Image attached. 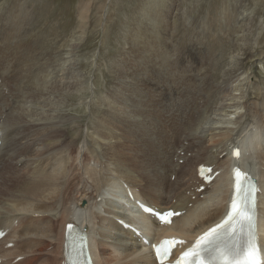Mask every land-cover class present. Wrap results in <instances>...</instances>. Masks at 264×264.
Returning <instances> with one entry per match:
<instances>
[{
	"label": "bare ground",
	"instance_id": "obj_1",
	"mask_svg": "<svg viewBox=\"0 0 264 264\" xmlns=\"http://www.w3.org/2000/svg\"><path fill=\"white\" fill-rule=\"evenodd\" d=\"M168 4V0H162V5L157 6L155 0H147L141 11L147 18H158L162 29L169 28L175 32L180 27L176 26L178 17L169 15L167 22L164 8H169ZM241 7L242 3L238 2L236 12L235 8L229 10L228 23H233L235 19L237 23L247 25L248 19L240 12ZM85 13L81 19L86 21ZM22 21L19 19L13 23L21 25ZM145 24V30L148 35L152 34V38L144 43L145 32L141 33V28H138L134 40L141 44L133 52L135 54L141 50L135 55L138 60L132 58L131 65L126 62L119 76V93L107 99L111 108L110 116L107 117L116 118L117 121L108 123L102 129L104 134L115 139L106 150V155L121 177L115 175L114 178L119 181V185L116 181L106 182V196L112 198L105 196L100 200L101 204L96 202L99 207L102 205L108 220L89 212L90 209L96 210L97 204L94 202V207H91L93 196L88 195V182L81 175V167L85 168L86 161L90 165L93 160L84 158L79 167L74 166L76 171H72V163L68 171L61 160L62 156L58 155L67 149L63 140L64 130L47 128L52 117L48 112L53 111L52 106L58 104L52 98L59 94L58 97L64 99L74 88L67 84L69 74L59 72L61 75L55 76L57 61L51 55L42 52L39 55L41 49L22 47L20 51L25 37L22 31L0 28L3 32L0 40L8 42L9 36L13 35L15 44L6 51L0 49V58L5 65L12 62L11 70L0 69V79H3V83L7 81L8 84L17 85V89H11L9 94L3 92L0 86V132L3 133L0 135V231L5 232V236L0 239V245L5 246V249L0 248V264H11V260L27 258L30 253L14 245L19 239L43 232L54 233L55 224L50 225L53 221L45 214L58 207L62 213L59 233L56 238L54 236L59 254V259L54 255L55 264H65L67 224L87 231L93 264H102L96 244L100 252L106 253L109 247L104 240L108 239L113 244L110 243L113 248L109 258L114 261L112 264H158L152 244L156 245L165 238L180 241L169 261L172 263L179 254L190 249L198 238L218 226L229 213L235 185L233 173L236 169L245 179L256 180L260 189L259 244L264 262V112L259 110L261 104L250 106L245 101L249 97L259 98V87L252 84L253 91L244 90V82L248 77L242 63L233 71H223L222 84L216 86L218 75H213L215 71H212L218 70L219 65L222 67L224 63L209 60L213 55L208 59L212 63L205 65L203 61L202 64L192 63L193 60L186 58L189 56L179 52L174 60V68L166 71L165 57L170 53L176 54L168 45L158 42L162 37L159 31L153 33L151 26ZM198 56L202 58L201 53ZM232 59L237 61L234 57ZM224 89L225 94L222 95ZM181 94V111L174 113L171 102L176 103L177 96ZM201 100H204L203 104ZM44 130L45 134H42ZM117 132L119 138L115 134ZM156 139L161 146L157 151L150 152L146 144L150 142V147L154 148ZM184 141L190 145L185 147ZM183 152L185 155L181 156ZM188 153H191L190 157ZM101 156L103 158L104 155ZM223 158H226L223 163L225 167L221 169ZM179 160H183L182 164H179ZM101 163L95 162L91 167H100L103 173L107 164L104 161ZM200 167L210 169L207 177H212V181L208 182L199 176ZM85 171L96 173V170L93 172L87 168L83 173ZM98 175L95 174V183L99 186L102 181ZM200 188L203 189L202 193L198 192ZM75 194L79 198H72ZM202 194L205 196L201 197ZM131 198L138 200L140 205L132 207ZM69 204H77L81 209L73 211L68 207ZM145 204L154 211L173 210L177 215L172 218L171 225H161L155 216L142 209ZM30 206L33 214L30 213L29 217L20 215V211ZM107 227L116 231L122 229L126 236L116 231L110 234L113 237L109 236V232L103 233ZM96 233L102 237L99 243ZM28 242L24 247L38 244L37 252L40 253L51 245L48 242ZM15 249L19 255L10 254Z\"/></svg>",
	"mask_w": 264,
	"mask_h": 264
},
{
	"label": "rangeland",
	"instance_id": "obj_2",
	"mask_svg": "<svg viewBox=\"0 0 264 264\" xmlns=\"http://www.w3.org/2000/svg\"><path fill=\"white\" fill-rule=\"evenodd\" d=\"M146 1L0 0V28H14L22 31V35L25 37L20 45V51H22V47L33 50L41 49L38 51L39 55L42 52V54L51 55L50 57L57 61L58 66L55 69V76L61 75L59 72H62L64 75L66 73L69 74L68 78L70 79L67 81V84L74 86V88L64 99L59 98V94L52 98L58 104L57 106H52L51 109L53 111L48 112L52 117L50 118L51 121L49 120L50 125L47 128L53 127L64 130L63 140L67 149L58 155L62 156L61 160L67 166L68 171L72 163V171H74L83 163L84 158H87L88 161L93 160L90 162V165L86 161L85 168L81 167V175L88 182V195L93 196L90 201L91 207H94L92 204L96 202L101 204L100 200L103 199L102 197L112 198L111 196H106L108 195V189L105 188V185L108 180L116 181L118 185L120 184L117 179L114 180L115 175L118 176L116 167L108 160V156L106 155V150L111 146V142L114 143L115 139L112 140L113 137L111 135L104 134L102 129L104 130V126L106 128L108 123L117 121L116 118L107 117L111 113L107 99L119 93V76L122 75L121 72L126 62H128V65H131L132 58L138 60L135 55L141 50L133 54L134 48L141 44V42H135L134 40V36L138 33V28H141V33L145 32V35H143L144 43H148L149 38H152V34L148 35L145 30L147 15H144L143 11H141ZM168 2L169 8H164L167 22L169 19L167 16H176L178 17L176 26L180 27L174 32L169 30V28L168 30H164L160 26L159 32L162 39H158V42L172 48L171 50L176 54L175 57H177L179 52L185 56H189L186 58L190 61L193 60L192 63L202 64L203 61L205 65L207 63L210 64L212 62H209L208 59L212 55L209 60L224 63L222 67L219 65L218 70L212 71V73L215 71L213 75H218V80L215 81L216 86H221L222 84L223 71H233L242 63L248 77L247 81L244 82V90L253 91L251 88L252 84H256L260 89H258L260 101H258L259 98L254 97H249L245 101H248L250 106L261 104L259 110L264 112V0H168ZM238 2H241L243 5L240 12L244 13L245 17H247V25L237 23L235 19L233 23L232 21L228 23L227 18L231 13L229 10H233V8H235L234 11L237 10ZM244 10L246 11L244 12ZM84 13L87 16L86 21L85 19H81ZM19 19H23V24L17 25L13 23ZM83 21L84 23H82ZM18 24L20 23L18 22ZM227 24L230 25L227 26ZM2 33L0 31V34ZM13 37V35L9 36L8 42L0 40V49L3 51L12 49L15 46L12 40ZM200 53L202 54V58L198 56ZM233 57L236 58V62L232 59ZM5 83L6 85H4ZM197 83L200 84L199 82ZM200 85H198V88L201 90ZM0 86H2L3 92L6 94L11 93V89H17L16 83L8 84L7 81L3 83V79H0ZM189 91L190 89L187 90V93ZM224 94L225 89L222 91V95ZM182 98V94L178 95L177 102H171L172 112L179 113L181 111ZM201 102L203 104L204 100H201ZM43 133L45 134V130L42 131ZM115 134L119 138V132ZM235 139L236 142L239 141L237 137ZM49 143L47 142V144ZM149 143L147 142L146 146L150 152L157 151L158 147L161 146L159 144L160 141H157V139L155 141L157 145L154 148L150 147ZM184 143L185 147L188 144L190 145L188 141H184ZM140 144L144 145V143ZM83 146L84 149H82ZM101 155H104L103 158ZM184 155L185 152L181 153V156ZM99 156L101 157L98 158ZM188 156L190 157L191 153H188ZM224 160L226 158L221 160V169L225 167L223 165ZM102 161L107 164V169L102 171L103 173H101L100 167H91L95 162L102 164ZM178 162L182 164L183 160H179ZM86 168L87 170L92 169L93 172L96 170V173L99 174L98 177L100 176L101 178L98 179L102 181L99 186L98 183H95V179L97 178V176L95 177L96 173L91 174V171L90 173H86V171V174L83 173V170ZM260 171L262 170L260 169ZM118 178L121 177L118 176ZM172 179L174 180L175 176ZM122 180L126 183L125 179ZM135 186L141 187L140 185ZM122 192H124L123 189ZM198 192L202 193L203 189L200 188ZM203 196L205 195L202 194L201 197ZM95 197L97 198L95 199ZM72 198L79 197L75 194ZM194 198L193 196L192 199ZM44 201L47 202L46 199ZM136 201L131 198L132 207L137 206ZM98 204L96 210L90 209L89 212L106 219L102 205L99 207ZM68 207L73 211L81 209V206H77V204H69ZM57 209H53L51 213L45 214L46 217L53 221V224L50 223V225L53 226L55 224L54 233L43 232L37 235H28L26 238L24 237L19 240L18 235H16V240L18 241L14 245L21 246L20 248H16L30 254L22 260L20 258L18 260H11V264H55L54 255L56 254V257L59 259V254L56 251L54 239L59 233L61 225L60 215L62 213L59 207ZM30 213H34L32 206L20 211V215L28 217ZM84 222L86 221L84 220ZM115 231V229L107 227L103 233L109 232V236L113 237L110 234ZM133 231L135 232V230ZM116 232L126 236V232L122 229ZM96 234L99 243L102 237H98V233ZM28 241L43 244L48 242L51 245L44 249L43 253H40L37 252L38 244H34L32 247H24V244L29 243ZM111 242L112 240L109 239L104 240V243L110 249H107L106 253L100 252L98 244H96L99 260H101L102 264H112L114 262L109 259L112 254L111 249L113 248V246L110 247ZM0 248L5 249V246L1 244ZM145 248L147 249L148 246ZM16 252L17 249L10 252V254H16Z\"/></svg>",
	"mask_w": 264,
	"mask_h": 264
},
{
	"label": "snow or ice",
	"instance_id": "obj_3",
	"mask_svg": "<svg viewBox=\"0 0 264 264\" xmlns=\"http://www.w3.org/2000/svg\"><path fill=\"white\" fill-rule=\"evenodd\" d=\"M155 2H156L157 6L162 5V0H155ZM145 23H147L148 25L151 26L153 33H158L159 26H160L159 22H158V18L153 19V18L148 17L145 19ZM174 60H175L174 54L170 53L165 57L166 71H171L174 68ZM11 63L12 62L10 61L7 65H5L2 58H0V69L8 68V70H11ZM0 135H3V133L0 132ZM237 155H239V153H237ZM254 196H255V190L249 189L245 193L244 200H243L244 208L246 210H249L250 212H253V213L255 212V209H256ZM232 207L235 211H237V212L239 211V210H237L235 202L233 203ZM167 215L171 216V215H173V213L169 212V213H167ZM160 218L163 219L162 214L160 215ZM244 218L246 220H248L249 222H251L252 215L247 214V215H245ZM230 219H231V217H230ZM209 237H211V239H209ZM205 242L207 243L208 247L206 249H203V250L208 251L209 253L213 254V257H212L213 261L218 262V264H241V261L238 258V254H234L230 248H226L224 246L223 242L221 241V237H220L219 233H217L215 229L212 230L211 232H209L207 234V236L202 237L197 242V248L191 249L190 252L185 253V255L186 256L192 255L195 258L199 259L201 252L198 249ZM229 256H232L233 259L226 260L225 257H229ZM177 264H181V261L178 260ZM189 264H191V262H189ZM200 264H204V262L200 261ZM209 264H212V261H210ZM247 264H253V262L248 261Z\"/></svg>",
	"mask_w": 264,
	"mask_h": 264
},
{
	"label": "water",
	"instance_id": "obj_4",
	"mask_svg": "<svg viewBox=\"0 0 264 264\" xmlns=\"http://www.w3.org/2000/svg\"><path fill=\"white\" fill-rule=\"evenodd\" d=\"M79 251H80L79 254H81L83 257L82 251L80 249H79ZM73 252L76 253V250H74Z\"/></svg>",
	"mask_w": 264,
	"mask_h": 264
}]
</instances>
